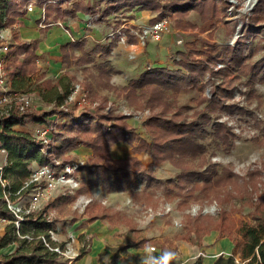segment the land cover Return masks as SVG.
Here are the masks:
<instances>
[{"label":"trees","instance_id":"1","mask_svg":"<svg viewBox=\"0 0 264 264\" xmlns=\"http://www.w3.org/2000/svg\"><path fill=\"white\" fill-rule=\"evenodd\" d=\"M30 1L0 0V26L7 27L16 22L20 15V7ZM36 1L43 3L46 0ZM122 3L129 8L135 7L142 10L149 7L155 9L159 0H112L107 13L121 6ZM74 4V8L65 9L61 7L60 3L52 2L47 5V11L49 15L56 12L66 17L69 14H75L80 9L87 13H96L100 8V6L84 5L81 2ZM227 7V0H167L161 5L160 13L151 21H156L162 17L164 12L170 10L180 12L198 9L206 22L212 25L214 20H219L226 14ZM263 7L264 0L258 4L259 9ZM254 21L255 19L251 17L245 26L246 32L243 35L250 33V27L255 25ZM15 36L17 42L9 48L7 64L11 67L13 88L24 90L32 82V75L37 69L38 41L20 40L16 32ZM131 40H135V37L131 36ZM115 41L113 38L107 44L98 42L100 44H96L90 50L91 54L99 52L100 55L108 57V60L99 64L100 73L104 71L110 73L113 69L118 70L112 66L109 59V55L116 45ZM78 46V42H68L62 45L65 63L69 58L68 50ZM218 48L220 49L210 52L211 55L218 56L230 51L227 64L231 65V68L239 70L240 67H243L242 63L246 65L248 56L243 43L233 47L220 46ZM76 58L81 64L90 61V58L83 57V55ZM207 63L209 61L205 62L203 66H199L195 63L185 62L183 65L189 70L187 73L180 68L149 66L138 77L130 80V93H136L137 89H144L147 94L145 105H148L152 111L144 124L152 135L151 141L144 138L126 120L127 115L125 114L92 113L89 111L75 114L73 112L66 113L61 109V106L68 101L74 88L73 76L68 73L62 74L56 82L48 79L43 80L34 88V91L38 92L43 99L45 98L53 104L51 109L13 108L8 115L1 118L0 148L7 150L8 159L0 169V216L6 218L8 223L3 233H0V264H67L69 259L63 253L53 249L58 246L64 251L66 242L53 238L51 230H57L59 218L57 216L49 217L48 211L52 208L63 212L68 201L73 200L79 193L89 192L94 186H102L106 191H129L135 199H152L156 195V190L161 189L168 200H170L169 197H180V200L177 201V208L185 209L191 205L192 201L202 203L204 198L215 195L218 188L234 181L237 174L227 166H224L220 171L215 162L203 165L207 161L204 156L207 147L201 140L207 135L199 130L200 124L197 119L188 120L187 116L183 117L184 114L178 107L173 110L175 100L167 99L164 91V88H167L178 92L182 87H195L203 90L208 81H202V78L210 69ZM226 67L219 70L223 83L218 84L212 99L202 113L207 124L209 112L220 107L221 101L231 97L230 88L224 85L229 74L228 71H225ZM251 70L255 78L264 80V57L253 65ZM54 114H60L66 120L59 125V129L55 133V141L51 143V147L46 153L41 150L42 143L22 126L29 118L40 123H51L50 117ZM222 125L218 121L211 136L227 143L228 137L225 135H229V132ZM120 140L128 142L134 153L149 152L152 156L150 166L146 167L136 155L114 158L110 148ZM82 143H87L93 149V164L87 169L94 174L98 173V175L83 181L75 195L61 194L49 201L38 212L27 211L28 207L22 208L19 212L20 216H18L9 204H18L19 200L29 195L36 186V182L31 181L33 161H37L40 165H54L62 169L65 164L75 161L73 156L62 158V153ZM56 160H59L60 163H56ZM166 160L181 167L177 179L162 180L154 175L158 166ZM2 180H6V185H3ZM141 184H144V187H141ZM184 189L187 192L183 194ZM254 205L255 209L249 218L243 215L242 217L233 215L232 210L229 211L224 207H221L216 215L202 212L187 213L183 231L176 237L202 244L206 234L212 230H220L221 237L227 236L233 241L234 250L230 256L220 254L212 264H264V206L261 203ZM85 211L89 213L90 220L108 215V208L105 205L92 201L86 206ZM77 218L75 215L71 222ZM16 220L20 221L19 226L16 224ZM43 237L46 238L49 245L46 244ZM79 239L84 241V244L79 249L77 258L85 255L90 250L92 243V238L87 240L84 233L79 234ZM12 244H14L12 249L3 251L4 248ZM160 244L163 249H166L164 243L160 242ZM236 255L241 258L240 262L236 261ZM117 258L118 254L116 253L113 261ZM193 264H203L202 257L198 256Z\"/></svg>","mask_w":264,"mask_h":264},{"label":"rangeland","instance_id":"2","mask_svg":"<svg viewBox=\"0 0 264 264\" xmlns=\"http://www.w3.org/2000/svg\"><path fill=\"white\" fill-rule=\"evenodd\" d=\"M68 1L69 0H63L60 2L61 7L72 9L74 8L75 2H81L84 5L90 6H100L99 16L94 19V22L98 23L101 27V39L93 36L87 37L83 39V41L78 42V47L68 50L69 58H67L66 65L71 67V69L67 72L70 76H73V86H79L77 87L78 92L74 96V100L69 99V101L61 106V109L66 113L73 112L75 114H81L84 111L92 113L125 114L127 115L126 120L134 126L144 138L151 141L152 135L144 122L151 114L152 110L148 105H145L147 94L144 89H137L135 90L136 93H130V80L132 78L126 73V66H122L123 69H121L111 60L112 66L118 70L116 71L113 69L110 73H106V71L100 73L98 66L102 64L101 62L108 60V57L106 58L100 55L99 52L91 54L90 50L96 44H100L98 42L107 44L110 39L108 37L105 38L106 33L112 29L120 28L121 26L122 30H126L128 33L127 43L136 42L137 37L130 33V28H138L146 23H151V19L160 13L161 5L167 0H159L155 9L148 7L142 10L135 7L129 8L122 3L121 6L116 7L109 13H107V10L111 4L108 3H104L105 6L102 7L101 3L98 1L92 4L90 0H73V5L70 6ZM227 1L228 7L226 14L221 19L214 20L212 25L206 22L203 14L198 9H189L180 12L170 10L169 12H164L161 18L166 17L169 19L175 29L174 34L165 35L160 41H151L143 46L146 53H148L147 47L152 49L153 46H157L159 53H164L162 57V59L165 60L164 64L157 66L180 68L186 73L189 72V70L183 63L191 62L203 66L205 62L209 61L207 64L210 69L202 78V81H208L203 90L195 87H182L178 92H174L173 89L167 88H164V91L167 99L172 101L175 100L173 110L178 107L181 109L180 112L184 114L183 117L187 116L188 120L197 119L200 124L198 127L199 130L207 135L206 138L201 140L207 147V152L204 155L207 161L203 165L205 166L209 162H215L220 171L224 166H227L237 174L234 181L228 182L226 185L218 188L215 195L212 194V197L204 198L202 203L199 201H192L191 205L185 209L177 208V201L180 200V197H169L170 200H168L161 189L156 190V195L152 197V199L144 198V202L133 200L130 195V214L141 219L140 224L142 227L139 229L150 236H163L168 233L174 234V232H180L185 225L187 213L196 214L202 212L216 215L220 208L224 207L229 211L232 210L233 215L235 214L240 217L243 215L249 218L251 212L255 209V203H261V205L264 206V80H260L258 77L255 78L251 70V67L264 57V7L262 9L258 8V4L262 0ZM253 2L254 4L252 5ZM26 4L20 7V15H18L16 22L12 23V25H9L7 28L9 48L13 43L17 42L15 32L20 40H28L22 37L20 33L21 20L24 23V17H26L28 13L24 10ZM77 11L75 14H69L67 16L76 17ZM191 12H194V14L191 15ZM52 16L64 18V15L62 16L56 12H54ZM251 17L255 19V25L250 27L251 31L248 35H243L246 32L245 26ZM89 29L90 28H88V30ZM42 32L44 33L42 36L44 39L47 33L45 31ZM131 36H134L135 40H131ZM114 40H116V45L112 49L110 55L116 54V56L123 57L125 61H130L128 58L129 54L135 55L132 60L136 58L138 55L136 48L130 49L127 43L120 46L119 43L121 39H119V37H114ZM239 43L245 45V52L248 56L246 65L242 63L243 67H240L239 70L231 68V65L227 64L230 51L224 52L222 55L219 54L218 56H213L210 53L220 49L218 48L220 46L233 47L237 46ZM8 52L9 49L7 50L6 58ZM76 55H83V57L90 58V61L81 64L77 61ZM47 60L48 58H46L45 55L36 58L37 69L32 75V82L24 89L34 98L31 106L34 110H49L53 107L50 101L45 98L43 99L38 92L34 91V88L43 80L48 79L56 82L59 79L45 77L46 68H48V63H46ZM7 66L11 79V67L8 64ZM118 66L120 65L118 64ZM223 67H226L225 71L229 72L226 77L227 82L224 85L230 88L231 97L221 101L220 107L209 112V122L207 124L202 113L212 99L218 84L223 83L222 75L219 73V70ZM148 88L151 89L150 87ZM82 94L85 95V98ZM221 105L223 106L221 107ZM168 114L170 115V113ZM50 120L51 123L54 124L52 143L55 141V133L59 129V125L65 121L66 118L60 114H54L50 117ZM218 121L221 122V124H223L222 126H225L229 132V135H225V137H228L227 143H224L222 139L219 140L216 139L217 137L211 136ZM36 123L40 122L29 118L22 128L28 130L32 134V130ZM82 145L88 146L87 143H82L76 145L69 151H64L61 155L62 158L75 157V161L65 164V166L69 164L74 167H72V175L76 179L74 186L60 184L53 192L52 197L49 200L41 201L38 207L31 208L29 204L30 196L33 191L29 195L22 197L16 205L22 208L28 207L30 210L38 212L42 210L49 201L61 194L75 195L83 181L97 176L98 173L94 174L87 169L93 164L94 153L88 156V154L86 155L82 150H78V147ZM138 153H142L143 158L151 156L147 151ZM139 158L141 160L143 159L142 157ZM4 161L5 154L0 152V164H3ZM142 162L146 167L150 166V164L147 166L143 160ZM56 163H60V161L56 160ZM37 166H40V164L37 161H33L31 165L32 172ZM174 166L179 169L178 172L176 169L172 172L168 171V168L171 167V165H168L167 167L161 168V173L156 169L158 173L156 174L154 172V175L162 180L168 178L177 179L181 167L177 165ZM55 170L61 169L55 167ZM171 175L172 177H167ZM186 192V189H184L183 194ZM84 193L87 192L79 193L73 200L68 201L64 206L63 212H59L52 208L49 209V217L53 218L57 216L59 218L57 230H53L55 234L51 233L54 239L55 236H57V232H62L64 237H68L67 226L72 223V218L75 215L77 217L83 216V213H80L78 209L81 211H83V209L85 210L86 206L92 201H90V198H86ZM155 204L158 205V207ZM73 205L75 208L71 210L70 208ZM171 206H173V208ZM68 214H72V216L65 218ZM5 226L0 228V233H3ZM215 231L219 232L220 230ZM89 238L90 237H86L87 240ZM163 238L164 237H161L159 239H168ZM73 239L74 236L72 234L67 238V241L74 242ZM67 241L65 242L67 243ZM80 242L84 244V241L82 242L80 240ZM151 243L152 242L149 244ZM173 245H176L174 240L168 244V247H172ZM13 246L14 244L4 248L3 251H8ZM63 254L68 259L78 255L68 252L67 250H65ZM223 255L230 256L231 253Z\"/></svg>","mask_w":264,"mask_h":264},{"label":"crops","instance_id":"3","mask_svg":"<svg viewBox=\"0 0 264 264\" xmlns=\"http://www.w3.org/2000/svg\"><path fill=\"white\" fill-rule=\"evenodd\" d=\"M192 14L194 12H191ZM89 15L90 13L84 10H78L76 17L66 16L63 19L71 26L72 32L85 31V21L83 20L87 19ZM38 17V9L28 12L27 16L24 17V23L21 20L20 33L22 37L28 40L38 41V56L45 55L48 58L46 61L48 68H46L45 77L58 79L71 69L63 61L62 51V45L71 42V37L61 26L41 29L37 24ZM42 31L47 33L44 39ZM89 31L93 37L101 39V27L98 23L95 22L94 28ZM123 44L125 42L119 43L120 46ZM127 44L130 49L136 48L138 55L135 59L125 61L123 57L116 56V54L110 55L109 59L121 69H123L122 66H126V73L129 74L130 78L138 77L149 66L164 64L165 60L162 59L164 53H159L157 46H153L152 49L147 47L148 53H146L145 48L137 42ZM78 150H82L88 156L93 154L92 148L88 146L82 145L78 147ZM110 150L114 158H124L130 155H138L143 158L142 153H134L132 146L123 140L115 142ZM142 160L148 166L151 162V156H146ZM168 165H171L168 171L172 172L174 169L177 172L179 171L176 166L167 160L159 165L157 168L158 172L161 173V168ZM157 170L155 171L156 174L158 173ZM167 177H172V175ZM140 186L144 187V184ZM84 195L86 198H90L92 202L105 205L108 208V215L90 220L88 212L84 209L83 211L78 209L80 213H83V216L78 217L77 220L67 226V236L70 237L73 234L74 242L67 241L68 237H64L62 232L56 233L55 239L67 241L65 250L73 254H78L79 249L83 245L78 239L79 234L84 233L86 237L93 238L90 250L81 258H77V255L71 257L67 264H110L116 251L118 258L112 264H193L198 256L202 257L203 264H212L220 254H232L234 249L233 241L226 236H219V232L215 230L203 237L202 244L194 243L184 238H177L176 235L180 234L183 229L180 232L168 233L163 236L145 234L143 230L139 229L142 227L140 224L141 219L130 214V195L136 201H143L144 198L135 199L129 191H106L102 186H94L92 190L84 193ZM156 206L158 207V205ZM171 207L173 208V206ZM74 208L75 206L73 205L70 209L74 210ZM69 216L71 217L72 214L66 215L65 218ZM161 237L168 239L160 240L159 238ZM172 240L175 241L176 245L168 247ZM157 241L164 243L166 249H163L160 242ZM150 242L152 243L149 244ZM151 246H155V249H152ZM200 252H205V255H200Z\"/></svg>","mask_w":264,"mask_h":264},{"label":"built area","instance_id":"4","mask_svg":"<svg viewBox=\"0 0 264 264\" xmlns=\"http://www.w3.org/2000/svg\"><path fill=\"white\" fill-rule=\"evenodd\" d=\"M63 0H47L43 3H39L37 1H30L24 6V10L26 12L33 11L35 9L39 10L38 17V26L42 29H50L53 26H61L64 30L70 34L71 41L80 42L87 37H92V33L89 31L91 28H94L95 22L94 19L98 18L99 12L90 13V15L85 19V31L79 30L78 32H72L71 26L66 22L65 19L60 17H53L48 14L47 5L49 2L60 3ZM92 4L94 2H100L101 6L104 7L106 3L111 4L112 0H90ZM67 3V2H65ZM69 5H73V0L68 1ZM105 3V4H104ZM63 4V3H62ZM91 4V5H92ZM7 27L0 26V119L5 115H8L9 112L13 108H25L31 107L33 103V96L27 92L26 90H16L12 86V81L10 79V73L8 71V66L6 63V54L9 49V36ZM88 28H90L88 30ZM128 29V28H127ZM175 29L173 28L171 22L168 18L163 17L159 18L154 22L146 23L141 25L138 28L131 27L130 33L137 37V43L142 46L147 45L151 41H160L165 35L174 34ZM109 38L110 40L114 37H119L121 42L127 43L128 33L126 30H122V26L120 28L112 29L108 32L105 38ZM134 54H129V59L134 58ZM79 85H77L78 87ZM76 86L73 88L71 94L68 97V101L74 100V96L78 92V88ZM84 94V92H83ZM82 96L85 98V95ZM54 130L53 123H36L33 130L32 135L37 140L42 143L41 150L43 152H48L51 147L52 134ZM0 152L5 154V161L3 164H0V169L7 163L8 152L5 148H0ZM73 166L66 165L61 170H55V166L52 165H40L37 166L31 175V181L36 182V186L33 189V192L30 196L29 204L30 207H38L40 206V202L43 200H49L53 192L59 187L60 184H69L74 186L76 182L75 177L72 175ZM74 168V167H73ZM3 185H6V180H2ZM10 203V201H9ZM11 208L15 210L18 216H20L19 212L22 210V207L14 205L12 203L9 204ZM30 211V208L27 209ZM8 220L4 217L0 216V228L4 227ZM16 224L19 226L20 221L16 220ZM51 233L55 234V231L51 230ZM44 241L47 245L46 238L43 237ZM152 249H155V246H151ZM53 249L65 253L60 247H54ZM200 255H205V252H200ZM236 261L240 262L241 259L239 256H235Z\"/></svg>","mask_w":264,"mask_h":264},{"label":"water","instance_id":"5","mask_svg":"<svg viewBox=\"0 0 264 264\" xmlns=\"http://www.w3.org/2000/svg\"><path fill=\"white\" fill-rule=\"evenodd\" d=\"M255 1V0H254ZM254 4V2L252 3V5Z\"/></svg>","mask_w":264,"mask_h":264}]
</instances>
